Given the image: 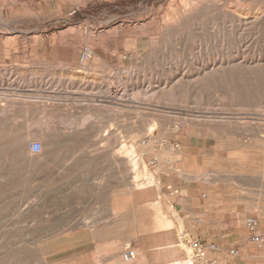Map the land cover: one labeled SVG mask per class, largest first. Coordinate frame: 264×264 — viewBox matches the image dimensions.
Instances as JSON below:
<instances>
[{
  "label": "rangeland",
  "instance_id": "1",
  "mask_svg": "<svg viewBox=\"0 0 264 264\" xmlns=\"http://www.w3.org/2000/svg\"><path fill=\"white\" fill-rule=\"evenodd\" d=\"M61 2V59L0 63V264H116L104 254L128 244L103 248L121 231L102 222L140 228L132 193L158 181L155 157L181 168L171 144H206L216 179L264 180V0Z\"/></svg>",
  "mask_w": 264,
  "mask_h": 264
},
{
  "label": "crops",
  "instance_id": "2",
  "mask_svg": "<svg viewBox=\"0 0 264 264\" xmlns=\"http://www.w3.org/2000/svg\"><path fill=\"white\" fill-rule=\"evenodd\" d=\"M61 1L0 0V63L61 59L60 35L53 30L54 21L64 14L63 9L67 8L70 16L73 13L71 5ZM170 146L178 152L181 168L176 169V162L170 160V168L164 169L163 162L155 157L150 167L158 181L132 193V204L146 211L140 228H135L130 214L121 225L112 214L102 222V231H121L120 236H102V247L131 245L140 260L125 261L118 251L104 254V259L116 256V264H190L188 253L176 243L181 229L207 248L216 244V249L209 250L216 264H264V246L250 239L245 224L246 217L254 214L259 217V230L264 232V180L237 185L228 178L216 179L207 159L212 150L206 144L191 138L190 143ZM232 249H238V254Z\"/></svg>",
  "mask_w": 264,
  "mask_h": 264
},
{
  "label": "built area",
  "instance_id": "3",
  "mask_svg": "<svg viewBox=\"0 0 264 264\" xmlns=\"http://www.w3.org/2000/svg\"><path fill=\"white\" fill-rule=\"evenodd\" d=\"M61 1V0H53ZM92 50L90 47H84L82 49L81 57L82 59H87L91 56ZM31 152L34 154H39L43 149V144L40 140H33L30 143ZM246 227L248 228L250 239L257 244L258 246H264V232L259 230V218L256 216H248L245 219ZM185 240L192 246L194 249V254L192 256L194 261H202L204 264H216V262L209 256L210 249H216L217 245L212 244L208 248L199 240L193 239L188 234L185 235ZM233 254H238V249H232ZM123 256L126 261H133L136 258V250L131 246L127 245L123 250Z\"/></svg>",
  "mask_w": 264,
  "mask_h": 264
},
{
  "label": "bare ground",
  "instance_id": "4",
  "mask_svg": "<svg viewBox=\"0 0 264 264\" xmlns=\"http://www.w3.org/2000/svg\"><path fill=\"white\" fill-rule=\"evenodd\" d=\"M199 1V0H198ZM202 1V0H201ZM197 3V5L199 4V2H196ZM201 3V2H200ZM195 5V4H194ZM200 5V4H199ZM189 7V6H188ZM200 7V6H199ZM193 9H194V6L192 7ZM191 8V9H192ZM197 8V7H196ZM195 8V9H196ZM203 8V7H202ZM206 9V8H205ZM190 10V9H189ZM197 10V9H196ZM185 11V10H184ZM190 12V11H189ZM185 14V13H184ZM190 14H191V12H190ZM186 15V14H185ZM176 19V18H175ZM258 19V18H257ZM179 20H181V19H179ZM171 21V20H170ZM180 22V21H179ZM174 25V24H173ZM92 55H93V53H91V56H89V58H91L92 57ZM88 58V59H89ZM96 105V104H95ZM45 119V118H44ZM149 120V119H148ZM152 124V123H151ZM143 128V127H142ZM150 130V129H149ZM35 132V131H34ZM77 132V131H76ZM42 134V133H41ZM21 136H23V135H21ZM29 134H28V136L26 137V139H25V142L23 141V144L20 142V141H16V145H17V147L19 148V149H22L21 147L23 146L24 148L26 147V145H27V143H28V141L30 140L29 139ZM153 139V138H152ZM30 142V141H29ZM152 142V141H151ZM141 143V142H140ZM25 145V146H24ZM127 145V144H126ZM132 145V144H131ZM131 145H129L130 147H131ZM135 146V145H134ZM149 147V146H148ZM123 148V147H122ZM129 148V147H128ZM128 148H123L124 150H125V152H127V154H124L127 158L128 157H130L129 158V164L131 165V167H132V171L135 173V176H134V180H133V182H134V185L135 186H138L139 185V179H138V177H140L139 176V173H137L136 171H137V160L136 159H134V155L132 154V150H133V152H134V149H132V148H130V149H128ZM133 148H135V147H133ZM19 151V150H18ZM124 152V151H123ZM122 152V153H123ZM136 154V153H135ZM123 155V154H122ZM128 155V156H127ZM130 155V156H129ZM131 155H133L132 157H131ZM119 158V157H118ZM139 160V159H138ZM137 161V162H136ZM126 165V164H125ZM143 167V166H142ZM120 169V168H119ZM128 169V168H127ZM144 170V169H143ZM126 197V196H125ZM190 254L192 253V250L189 252ZM123 258H124V256H123ZM125 259V258H124ZM190 260H191V262H190V264H195V262L193 261V259H192V256L190 257ZM125 261H126V259H125Z\"/></svg>",
  "mask_w": 264,
  "mask_h": 264
}]
</instances>
